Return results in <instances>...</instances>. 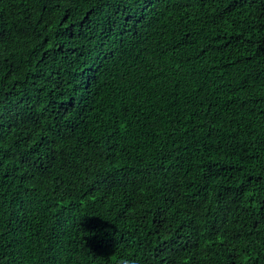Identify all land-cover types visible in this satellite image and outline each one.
<instances>
[{
	"label": "trees",
	"instance_id": "trees-1",
	"mask_svg": "<svg viewBox=\"0 0 264 264\" xmlns=\"http://www.w3.org/2000/svg\"><path fill=\"white\" fill-rule=\"evenodd\" d=\"M225 12L0 0V264H264V0Z\"/></svg>",
	"mask_w": 264,
	"mask_h": 264
},
{
	"label": "snow or ice",
	"instance_id": "snow-or-ice-1",
	"mask_svg": "<svg viewBox=\"0 0 264 264\" xmlns=\"http://www.w3.org/2000/svg\"><path fill=\"white\" fill-rule=\"evenodd\" d=\"M65 2H69V0H65ZM224 9H227V12H225V15L230 14L233 9L240 7V0H222ZM231 5V7H229ZM0 147H3L2 142H0Z\"/></svg>",
	"mask_w": 264,
	"mask_h": 264
},
{
	"label": "clouds",
	"instance_id": "clouds-1",
	"mask_svg": "<svg viewBox=\"0 0 264 264\" xmlns=\"http://www.w3.org/2000/svg\"><path fill=\"white\" fill-rule=\"evenodd\" d=\"M119 264H140L139 258L124 257L120 260Z\"/></svg>",
	"mask_w": 264,
	"mask_h": 264
}]
</instances>
